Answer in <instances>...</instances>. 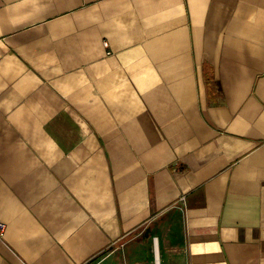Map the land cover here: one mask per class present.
<instances>
[{"label":"crops","instance_id":"1","mask_svg":"<svg viewBox=\"0 0 264 264\" xmlns=\"http://www.w3.org/2000/svg\"><path fill=\"white\" fill-rule=\"evenodd\" d=\"M0 221V264H264V0H0Z\"/></svg>","mask_w":264,"mask_h":264},{"label":"rangeland","instance_id":"2","mask_svg":"<svg viewBox=\"0 0 264 264\" xmlns=\"http://www.w3.org/2000/svg\"><path fill=\"white\" fill-rule=\"evenodd\" d=\"M138 95V93H137ZM149 118V119H148ZM151 119L149 117V111L146 109L144 103L141 101L139 96L137 97L135 108H134V123H132L134 130L133 132H126V137H124V145H128L130 149H135L137 166H143V150L145 145L149 142L147 131L150 127ZM123 127V123H121ZM124 128V127H123ZM122 133V132H121ZM153 254L151 252V259L153 260Z\"/></svg>","mask_w":264,"mask_h":264},{"label":"bare ground","instance_id":"3","mask_svg":"<svg viewBox=\"0 0 264 264\" xmlns=\"http://www.w3.org/2000/svg\"><path fill=\"white\" fill-rule=\"evenodd\" d=\"M153 254H154L153 257L154 261L151 262L150 264H160V255H159L158 243L156 238L153 240Z\"/></svg>","mask_w":264,"mask_h":264},{"label":"built area","instance_id":"4","mask_svg":"<svg viewBox=\"0 0 264 264\" xmlns=\"http://www.w3.org/2000/svg\"><path fill=\"white\" fill-rule=\"evenodd\" d=\"M104 44L107 45V42L104 41ZM6 224L4 222L0 221V235L3 234L4 230H5Z\"/></svg>","mask_w":264,"mask_h":264}]
</instances>
